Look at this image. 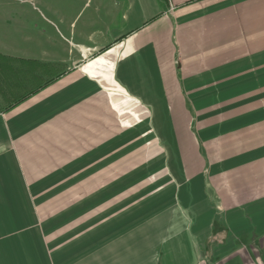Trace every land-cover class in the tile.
Instances as JSON below:
<instances>
[{"label": "crops", "instance_id": "crops-1", "mask_svg": "<svg viewBox=\"0 0 264 264\" xmlns=\"http://www.w3.org/2000/svg\"><path fill=\"white\" fill-rule=\"evenodd\" d=\"M86 6L0 11V264H261L264 0Z\"/></svg>", "mask_w": 264, "mask_h": 264}, {"label": "rangeland", "instance_id": "rangeland-1", "mask_svg": "<svg viewBox=\"0 0 264 264\" xmlns=\"http://www.w3.org/2000/svg\"><path fill=\"white\" fill-rule=\"evenodd\" d=\"M85 4L86 7L92 8L96 4V0H0V11H10L13 7H25V10L28 11L25 15L28 18H21V20L26 19L25 21L45 31L52 39H58L53 27H56L64 35L63 27L59 24L60 15L66 22H70L75 19ZM90 10L88 9L87 12ZM10 15L12 14L8 12L0 13V28L6 26L5 17ZM213 236L217 237V235ZM260 262L264 264V253L261 254Z\"/></svg>", "mask_w": 264, "mask_h": 264}]
</instances>
